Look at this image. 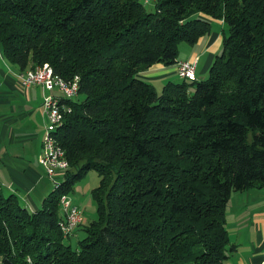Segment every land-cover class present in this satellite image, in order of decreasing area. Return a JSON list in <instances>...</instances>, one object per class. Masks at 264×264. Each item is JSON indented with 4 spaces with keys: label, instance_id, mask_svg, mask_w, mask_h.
<instances>
[{
    "label": "trees",
    "instance_id": "trees-1",
    "mask_svg": "<svg viewBox=\"0 0 264 264\" xmlns=\"http://www.w3.org/2000/svg\"><path fill=\"white\" fill-rule=\"evenodd\" d=\"M145 3L0 0L2 57L77 77L54 131L58 181L32 211L0 190V264H224L233 249L229 194L264 185V0ZM210 19L227 33L205 78L156 92L136 76L174 63ZM89 170L95 219L71 247L58 200Z\"/></svg>",
    "mask_w": 264,
    "mask_h": 264
},
{
    "label": "crops",
    "instance_id": "crops-1",
    "mask_svg": "<svg viewBox=\"0 0 264 264\" xmlns=\"http://www.w3.org/2000/svg\"><path fill=\"white\" fill-rule=\"evenodd\" d=\"M210 22L209 32L192 45H181L176 56V59L194 61V74L202 75L199 77L207 73L213 57L221 48L223 23L215 19ZM18 72L0 51V184L6 194H14L23 207L32 211L52 189L51 181L37 159L45 123L41 111L42 97L55 92L39 85L23 87ZM136 76L153 89L154 85L161 88L165 82L179 79L174 63H154ZM55 177L59 179L60 175ZM71 201L80 211V224L82 211L73 199ZM224 220L228 242L233 245L224 264H264V185L232 191L226 202Z\"/></svg>",
    "mask_w": 264,
    "mask_h": 264
},
{
    "label": "built area",
    "instance_id": "built-area-1",
    "mask_svg": "<svg viewBox=\"0 0 264 264\" xmlns=\"http://www.w3.org/2000/svg\"><path fill=\"white\" fill-rule=\"evenodd\" d=\"M145 1V0H144ZM175 73L179 79L192 81L195 80V62L184 59L174 61ZM20 84L23 87L39 85L47 91L41 101V111L45 123L41 139V152L38 156V163L49 177L52 187L58 181L55 177L67 167V161L60 145L57 143L54 131L61 124L63 112L68 111L62 100L73 99L77 93V77L73 76L69 80H64L52 72L47 63H42L31 69L20 71L17 74ZM58 207L61 218L57 222L61 234L66 236L78 225L81 214L78 207L71 201L68 195H61L58 200Z\"/></svg>",
    "mask_w": 264,
    "mask_h": 264
},
{
    "label": "rangeland",
    "instance_id": "rangeland-1",
    "mask_svg": "<svg viewBox=\"0 0 264 264\" xmlns=\"http://www.w3.org/2000/svg\"><path fill=\"white\" fill-rule=\"evenodd\" d=\"M152 5H153V0H147V3L144 4V7L146 10H151ZM222 26H223L224 34H226L227 33L226 25L222 24ZM181 45L186 46L187 44L184 42H179L177 45V49H179ZM206 75L207 73H205L203 77H199L202 75H197V73L195 72L194 77L196 80H200L205 78ZM177 80L180 81V79ZM154 88L156 92L160 91V85H154ZM97 183H98V176L96 175L95 171L89 170L82 179H80L73 185L72 191L68 194L69 198L73 199L77 203V205H79V208L81 209L83 215V221L81 223V226L76 230H74L75 229L74 228L73 230L75 231V235L69 238L68 242L71 247H74L77 239L82 238L84 234L82 230V226L87 224L89 221L95 219V204L91 196V189L94 188L97 185ZM0 188L3 194H6V191L3 189L1 184H0Z\"/></svg>",
    "mask_w": 264,
    "mask_h": 264
}]
</instances>
